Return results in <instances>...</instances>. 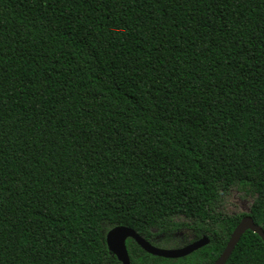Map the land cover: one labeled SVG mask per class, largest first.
<instances>
[{
	"label": "trees",
	"instance_id": "trees-1",
	"mask_svg": "<svg viewBox=\"0 0 264 264\" xmlns=\"http://www.w3.org/2000/svg\"><path fill=\"white\" fill-rule=\"evenodd\" d=\"M247 214L264 230V0H0V264H121L116 225L209 238H127L130 264H212Z\"/></svg>",
	"mask_w": 264,
	"mask_h": 264
},
{
	"label": "water",
	"instance_id": "water-1",
	"mask_svg": "<svg viewBox=\"0 0 264 264\" xmlns=\"http://www.w3.org/2000/svg\"><path fill=\"white\" fill-rule=\"evenodd\" d=\"M249 209L246 211L248 212ZM250 230L259 235L264 242V230L261 226L254 223L253 218L247 214L239 219L234 229L231 231L229 238L216 260L212 264H225L229 258L232 250L239 241L241 235ZM131 238L134 240L144 251L155 256L165 258H178L185 256L194 250L206 245L209 242L207 235H202L198 239L192 240L178 247H159L151 244L134 229L124 225H116L111 227L105 234V242L108 250L116 256L121 264H130L129 256L126 248V239Z\"/></svg>",
	"mask_w": 264,
	"mask_h": 264
},
{
	"label": "rangeland",
	"instance_id": "rangeland-1",
	"mask_svg": "<svg viewBox=\"0 0 264 264\" xmlns=\"http://www.w3.org/2000/svg\"><path fill=\"white\" fill-rule=\"evenodd\" d=\"M252 201V195L246 190L240 188H232L225 198L222 201V211L228 215L236 214L239 212H246L249 209V204ZM186 235L188 239L191 238L190 232L188 229L181 230L175 238L181 235ZM176 242H170L164 247H176ZM178 246H182L178 244ZM177 246V247H178Z\"/></svg>",
	"mask_w": 264,
	"mask_h": 264
}]
</instances>
